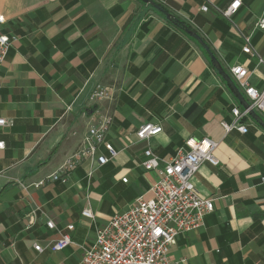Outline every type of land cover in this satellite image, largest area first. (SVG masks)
Masks as SVG:
<instances>
[{
	"label": "crops",
	"instance_id": "crops-1",
	"mask_svg": "<svg viewBox=\"0 0 264 264\" xmlns=\"http://www.w3.org/2000/svg\"><path fill=\"white\" fill-rule=\"evenodd\" d=\"M153 1L173 18L143 0H0L3 31L16 37L0 70V115L13 119L0 129V264H78L99 226L138 197H152L160 175L142 167L145 150L151 146L169 160L189 137L219 143V164L204 162L194 176L215 209L203 226L179 237L171 260L264 264V126L250 115L248 132L226 133L222 121L242 105L203 46L175 21L201 34L226 71L242 64L250 82L263 88L264 66L243 51L240 32L264 57V29L256 28L264 0H242L235 27L215 8L234 0ZM206 1L210 8L202 11ZM98 83L113 87L114 97L91 103ZM257 112L264 121V110ZM102 113L113 117L107 140L119 151L115 158L92 176L90 164L78 167L69 185H21L54 172ZM148 122L163 131L137 142ZM99 151L108 155L104 145ZM69 224L75 225L71 244L53 251Z\"/></svg>",
	"mask_w": 264,
	"mask_h": 264
},
{
	"label": "built area",
	"instance_id": "built-area-1",
	"mask_svg": "<svg viewBox=\"0 0 264 264\" xmlns=\"http://www.w3.org/2000/svg\"><path fill=\"white\" fill-rule=\"evenodd\" d=\"M242 0H234L225 10L215 8L222 13L235 27L234 16L238 12ZM209 1L202 6V11H208ZM0 70L9 49L16 39L3 31L5 17L0 13ZM256 28L264 29V16L256 23ZM240 32V31H239ZM244 39L243 51L257 57V63L264 66L262 57L252 43V37L240 32ZM229 74L249 101V108L232 107V120L222 121L226 133L237 130L246 133L249 130L250 110H264V87L257 88L249 80L248 68L237 64L229 69ZM114 88L98 83L90 92L89 101L97 103L112 99ZM113 123L109 114H100L94 125L90 126L83 135L80 147L70 155L59 167L31 185H23L25 189L39 188L47 181L61 182L69 185L78 167L90 164L89 175L92 176L97 167L102 166L118 154V149L107 140ZM13 125V119L0 115V129ZM163 131L160 123L148 122L139 127L136 132L137 142L151 141ZM100 145H104L108 155L101 154ZM219 143L211 138L189 137L184 146L177 149L169 160L157 155L151 146L145 150V159L141 165L146 171H157L159 178L151 186L152 197H138L136 203L129 209L116 212L103 226L96 229V237L92 246L86 249L78 264H186V259L172 261L169 254L171 248L178 242L180 236L204 225L207 214L215 209L214 201L203 197L196 189L194 176L204 162L218 165L216 150ZM5 148V141L0 139V149ZM97 166V167H96ZM127 178L123 181L127 182ZM264 183V175L261 176ZM82 214L93 218L91 209H84ZM36 211L29 214L34 222ZM49 228H55L52 219L47 220ZM31 225H29L30 227ZM75 225L67 226L68 232L55 240L51 249L64 250L71 244L70 231ZM34 248L40 252L43 247L34 243Z\"/></svg>",
	"mask_w": 264,
	"mask_h": 264
},
{
	"label": "water",
	"instance_id": "water-1",
	"mask_svg": "<svg viewBox=\"0 0 264 264\" xmlns=\"http://www.w3.org/2000/svg\"><path fill=\"white\" fill-rule=\"evenodd\" d=\"M143 1H145L148 4H152L155 8H157L160 11H162L163 13H165L168 19H172L173 18V16L170 13H168L164 8H162L160 5H158L155 1H153V0H143ZM185 30L190 36L195 38L203 46V48L206 50V52L208 53V55H209V57H210V59L212 61V64L214 65L216 70L219 72L221 77L230 85V87L232 88L233 92L235 93V95L238 98V100H239L240 104L242 105V107L243 108H249V106H250L249 105V101L246 99V97L243 94V92L240 90V88L237 86L235 81L232 79V77L229 74V72L226 71V69L224 68L222 62L215 55V53L212 51V49L207 44V42L205 41L203 36L201 34H199L197 31H195L193 29H190L188 27H185ZM250 115L253 116L258 123H260L261 125L264 126L263 119L261 118V116L258 114V112L255 109H251L250 110Z\"/></svg>",
	"mask_w": 264,
	"mask_h": 264
},
{
	"label": "trees",
	"instance_id": "trees-1",
	"mask_svg": "<svg viewBox=\"0 0 264 264\" xmlns=\"http://www.w3.org/2000/svg\"><path fill=\"white\" fill-rule=\"evenodd\" d=\"M175 21H176V23H179V25L181 26V27H183V28H185V27H188L189 28V26H187L184 22H182L181 20H179V19H175ZM194 39V38H193ZM194 40H196V39H194ZM207 57L209 58V56L207 55ZM209 61H210V63L212 64V62H211V60H210V58H209ZM213 65V64H212Z\"/></svg>",
	"mask_w": 264,
	"mask_h": 264
},
{
	"label": "snow or ice",
	"instance_id": "snow-or-ice-1",
	"mask_svg": "<svg viewBox=\"0 0 264 264\" xmlns=\"http://www.w3.org/2000/svg\"><path fill=\"white\" fill-rule=\"evenodd\" d=\"M0 19H2V18H0Z\"/></svg>",
	"mask_w": 264,
	"mask_h": 264
}]
</instances>
